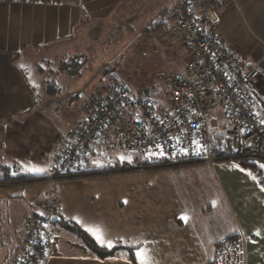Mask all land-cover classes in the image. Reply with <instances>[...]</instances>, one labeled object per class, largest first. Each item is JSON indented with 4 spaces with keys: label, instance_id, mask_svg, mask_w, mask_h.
Returning <instances> with one entry per match:
<instances>
[{
    "label": "crops",
    "instance_id": "0c3cea01",
    "mask_svg": "<svg viewBox=\"0 0 264 264\" xmlns=\"http://www.w3.org/2000/svg\"><path fill=\"white\" fill-rule=\"evenodd\" d=\"M176 1L0 0V182L8 177L28 178L0 183V207L7 206L0 218V264H17L22 259L25 221L14 220L19 201L27 216L34 202L47 204L52 198L55 212L47 224L54 234L44 264H131L123 255L100 260L66 223L76 225L100 247H108L110 241L111 247L134 248L137 264V251L143 253L146 264L214 263L217 244L237 235L246 238L247 264H264V191L258 187L263 167L258 162L255 170L237 160L220 161L212 168L187 163L45 180L51 153L63 135L37 106L17 62H23L27 70L26 54L68 44L88 35L91 26L102 29L110 21H136L140 36ZM214 2L212 29L223 44L246 64L264 60V0ZM143 36L141 40L151 38L149 32ZM36 80L32 86H41L47 94ZM252 96L264 118V82ZM33 211L44 214L38 208ZM15 222L23 231L19 248L14 245Z\"/></svg>",
    "mask_w": 264,
    "mask_h": 264
},
{
    "label": "built area",
    "instance_id": "2783aa9c",
    "mask_svg": "<svg viewBox=\"0 0 264 264\" xmlns=\"http://www.w3.org/2000/svg\"><path fill=\"white\" fill-rule=\"evenodd\" d=\"M214 0H177L158 41L143 40L139 56L163 59L175 72L153 78L160 102L134 97L112 76L87 95L82 118L60 137L45 180L95 173L141 172L187 163L212 168L220 161L264 165V124L252 93L264 82V60L247 63L215 34ZM152 39V40H149ZM220 110L226 127L218 144L209 121ZM264 191V167L258 178ZM56 202H34L25 219L22 259L44 264L54 230L47 220ZM38 208L44 214L37 215ZM246 238L237 235L215 248L214 264H247Z\"/></svg>",
    "mask_w": 264,
    "mask_h": 264
},
{
    "label": "rangeland",
    "instance_id": "374dc122",
    "mask_svg": "<svg viewBox=\"0 0 264 264\" xmlns=\"http://www.w3.org/2000/svg\"><path fill=\"white\" fill-rule=\"evenodd\" d=\"M159 16L160 13L157 17ZM87 32L88 35L83 36L82 34L75 37L68 44L52 47L39 53H32V55L26 54L27 67H30L27 70L23 68V62H17L18 67L22 68L26 82L33 89L37 106L42 108L43 114L45 113L53 125L58 127L63 136L81 120L82 107L87 95L105 84L112 74L118 77L117 81L120 86L129 89L131 96L136 97L145 92L148 93V97L160 102V96L154 94V91L158 90V84L153 77L157 73L171 74L175 72L174 68L165 65V62H170L166 53H163L161 60L138 55L137 49L145 36L143 34H141L142 36L136 35V21H110L102 29L91 26ZM159 34L151 33L150 36L154 41H158ZM140 37L143 39L141 40ZM61 55H68L66 59H63V62L72 55H83L86 61L78 74L71 76L58 70L60 65L58 60L62 58ZM39 68L41 70H36ZM34 79L43 83L45 91L47 87L50 89L51 86L48 85H55L59 90L55 94H46L41 86H32ZM259 119L264 123V118ZM223 121L221 111L216 110L208 124L211 138L216 144L221 143L220 136L226 130V127L222 125ZM23 197L24 200H28L26 196ZM22 202V200L19 201L20 207L17 208L14 216V220L18 223L21 220L25 221L29 216V212L27 216L26 213H22ZM3 206L7 207L6 205ZM3 206L0 207V218L5 212ZM15 224L17 223L15 222ZM10 225L14 228L13 224ZM17 228V240H15L16 244L14 243V245L19 248L23 231L20 224H17ZM15 238L16 236L11 237V239Z\"/></svg>",
    "mask_w": 264,
    "mask_h": 264
},
{
    "label": "trees",
    "instance_id": "16d2710c",
    "mask_svg": "<svg viewBox=\"0 0 264 264\" xmlns=\"http://www.w3.org/2000/svg\"><path fill=\"white\" fill-rule=\"evenodd\" d=\"M169 12L166 15H168ZM161 15H163V13ZM161 15H160L159 21H155V22L148 24V26H146V28H144L141 33L144 34L145 32H149L150 35L151 33L159 34L164 27L163 26L164 19L167 17V16L166 17L164 16L165 18L162 17L161 19ZM68 59L67 61L65 60V62L62 61L60 63V65L58 66L59 68L58 70L63 71L66 74H69L71 76L78 74L79 70L83 67L86 61V58L83 55H72ZM38 70H41V69L39 68ZM48 86H51V87L50 89H48L47 87V90H46L47 94H52V93L55 94L59 90L58 87H56L55 85H48ZM52 86H53V89H52ZM145 94L147 95L148 93H145ZM213 140L214 139L212 138V141ZM239 162L241 163L243 167L249 168L250 170H255L257 168L256 162H247V161H240V160ZM27 179L28 178H25V177H16V178L8 177L4 180H1L0 183L17 182L20 180H27ZM64 226H66V228L71 233L75 234L79 238V240L86 246V248L100 260L113 259V258L123 255L127 257L128 262H130L131 264H137L134 258V248L125 246V245H120V244H115L112 247H100L90 237H88L84 232H82L76 225L66 223L64 224ZM206 264H214V263L208 262Z\"/></svg>",
    "mask_w": 264,
    "mask_h": 264
},
{
    "label": "snow or ice",
    "instance_id": "6c2138e0",
    "mask_svg": "<svg viewBox=\"0 0 264 264\" xmlns=\"http://www.w3.org/2000/svg\"><path fill=\"white\" fill-rule=\"evenodd\" d=\"M261 167H264V165H261ZM89 231H92L91 229H89ZM93 235L96 237L97 241L100 242L101 244H104V240L101 238L100 235H98L96 232H93ZM108 247H111V242H108ZM136 256L138 259H140V264H146L145 260L142 258L143 257V253H141L140 251H137Z\"/></svg>",
    "mask_w": 264,
    "mask_h": 264
},
{
    "label": "water",
    "instance_id": "95a60500",
    "mask_svg": "<svg viewBox=\"0 0 264 264\" xmlns=\"http://www.w3.org/2000/svg\"><path fill=\"white\" fill-rule=\"evenodd\" d=\"M112 77L115 78L116 80H118V77L115 74H112ZM125 89L129 91V89L127 87H125Z\"/></svg>",
    "mask_w": 264,
    "mask_h": 264
}]
</instances>
